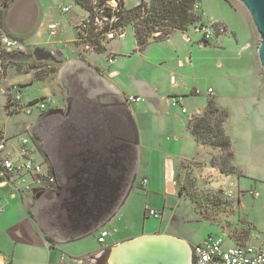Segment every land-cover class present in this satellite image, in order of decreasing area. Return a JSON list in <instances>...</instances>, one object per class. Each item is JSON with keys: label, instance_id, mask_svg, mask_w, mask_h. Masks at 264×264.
<instances>
[{"label": "crops", "instance_id": "crops-1", "mask_svg": "<svg viewBox=\"0 0 264 264\" xmlns=\"http://www.w3.org/2000/svg\"><path fill=\"white\" fill-rule=\"evenodd\" d=\"M10 2L2 11V27L25 44L24 39L34 38L41 26L39 5L34 0ZM78 7L85 15L67 20L70 36L67 28L61 29L51 18L45 26L47 39L33 46L25 44L33 59L56 64V81H68L61 87L67 93L66 115H62L65 107H55L39 119L54 120L48 139L51 154L42 156L56 177L54 191L39 198L18 196L10 185L0 182L4 205L0 213V264H108L113 246L159 234L145 231L151 225L145 222L150 219L145 209H157L163 215L170 198L181 197L177 175L182 165L186 164L196 181L200 169L195 166H204L198 150L208 148L198 146L188 133L189 119L200 116L209 99L220 108L228 107L226 94L215 95L211 88L203 92L193 71L196 62L187 32H176L165 42L154 39L142 51H137L134 43L128 58H139L140 62L138 70L131 73L125 57L132 50L115 43L122 40L112 42L107 53H81L76 28L87 12ZM200 9L203 11L201 0ZM242 22V27L226 20L217 22L225 32L215 42L224 46L221 50H231L238 61L239 87L245 83L246 88L247 82H252L254 91L240 92L236 100L241 105L245 101L260 104V99H254L264 88V72L256 57L258 37L248 16ZM53 24L58 25L55 35L48 30ZM199 45L209 46L202 43V36ZM109 58L113 64L108 63ZM218 59L213 69L230 58ZM199 92H203L200 98ZM127 96L141 97L143 102L130 107ZM173 99H180L179 104L172 106ZM0 121L7 127V121ZM34 138L39 147L44 146ZM207 154L210 159L212 153ZM136 223H141L142 232L135 228ZM111 228L117 232L99 243L101 231ZM160 234L189 245L172 233Z\"/></svg>", "mask_w": 264, "mask_h": 264}, {"label": "rangeland", "instance_id": "rangeland-1", "mask_svg": "<svg viewBox=\"0 0 264 264\" xmlns=\"http://www.w3.org/2000/svg\"><path fill=\"white\" fill-rule=\"evenodd\" d=\"M34 1L39 5V11L42 15L39 21L41 26L37 27L34 38L24 39L25 44L28 45L33 46L35 42H44L47 39L48 33L45 26L51 18L52 22L59 23L61 29L65 30L67 28L66 32L70 36L71 30L67 26V20L72 16L85 15L75 4V0ZM141 1L123 0V4L125 8L131 9ZM201 5L203 11L201 9L198 12L200 21L187 29V36L192 40L193 62H196L193 71L197 75V80L200 81L203 92H206L207 88H211L215 95L217 93L226 94L229 98L227 100L228 107L226 108L229 118L225 124V130L232 141L233 165L240 175L235 174L227 177L220 174L216 169L209 166L207 157V152H211V155H216L218 152L210 148L198 150V158L204 161V166L199 164L196 167L194 164L195 169H200L197 170L196 174L198 181L194 179L195 176L191 173L192 171L187 172L189 177H186L187 183L184 187L189 188L194 197L184 193L181 197L170 198L168 207L164 209L162 220L147 219L146 224L152 226L150 225V229H145V231L159 234L169 232L186 240L191 246L202 242L209 236H222L227 246L234 245L233 241L246 244L252 242L251 238L254 235L264 237V88L261 89L258 95L254 96L255 100H261L260 104L245 101L241 105L236 100L237 94L240 92L250 94L254 91V88L251 81L247 82L246 88L245 83L244 87H239L241 70L234 54L227 47L225 50H221L224 46L215 41L210 43L209 46L199 45L201 33L197 31V28L200 26H211L214 23L226 20L232 25L242 27L244 25L242 18L247 21L248 16L242 5L237 0H201ZM63 7H69L70 12L62 14L60 10ZM161 42H165V40ZM115 43H121L122 47L132 50L125 57L127 68L131 73L138 70L139 58L133 60L128 58L135 49L131 29L127 27L122 42ZM68 52L66 54H69ZM226 55L230 58L229 61L227 63L223 62L219 69H213L212 66L218 65V57H225ZM86 58H89V56H86ZM95 58L98 59L96 56ZM16 64L15 68L12 64L7 67L6 78L11 83L22 85V92L28 95L29 98L50 99L51 103H48L45 113L55 107L61 109L62 106L65 107L64 102L67 93L65 90L62 91L61 88L67 86L68 81L65 78H62L61 82L56 81V74L54 77L45 78L43 81L38 82L32 77L35 70L30 69L28 64ZM34 64L56 67V64L52 62L39 61ZM18 65L21 67L18 68ZM203 92H199V98L203 96ZM59 104H61L60 107H58ZM0 111L3 112L2 109ZM40 115L34 112L30 116L21 114L5 119L3 113H0V119L8 122L6 132L9 136L14 132H21L20 126L28 124L32 128L30 131L24 132L23 136L36 137L34 128H39L41 131H46L47 139H49L50 130L47 131V129H50V126L44 124V121H41L42 119L39 121ZM193 146L195 149L196 145L193 144ZM193 156L195 157L196 153ZM190 179L194 180V184ZM226 193L230 194V198H226ZM254 194H258V197H255ZM137 222H142V220L138 219ZM135 228L142 232L141 223H136ZM245 233H247V236Z\"/></svg>", "mask_w": 264, "mask_h": 264}, {"label": "built area", "instance_id": "built-area-1", "mask_svg": "<svg viewBox=\"0 0 264 264\" xmlns=\"http://www.w3.org/2000/svg\"><path fill=\"white\" fill-rule=\"evenodd\" d=\"M116 1V0H115ZM8 0H0V53H21L26 55L27 46L19 39L9 35L2 27L1 18L4 5ZM117 2V1H116ZM118 5V4H117ZM117 5H112V0L106 3V6L100 10L94 11L96 14L93 18L92 14L86 13L77 25L76 44L82 53L95 54L96 49L103 48V52L107 53L109 45L114 41L123 40L125 30L115 26L114 16H107L105 7L111 8L112 13ZM199 4L196 2L194 8L198 9ZM70 8L64 7L61 12L66 14ZM94 28V38L98 39L99 44L93 45L87 43V37L90 29ZM51 35H55L58 31V25L48 26ZM197 31L201 33L202 40L205 42L214 41L218 36L225 32L223 26H200ZM156 33L155 36H158ZM80 44V45H79ZM248 47V45H246ZM113 58H109L108 63L113 64ZM10 64L0 61V113L4 118L15 115L30 116L34 112L42 114L46 111L50 99L41 100L37 97L29 98L22 92V85L11 83L6 78V69ZM15 68V65L12 64ZM171 83L173 80L171 79ZM211 92V91H208ZM126 103L132 107L135 103L143 102L141 97L127 96ZM180 99H173L172 106L178 105ZM185 113V110H182ZM29 126V125H27ZM30 131L29 128L14 132L11 136L6 132V127L0 121V182L10 185L13 192L21 196L29 194L35 196L37 193L42 195L52 193L56 185V177L51 172L50 167L42 158L40 147L34 140L33 136L25 137L23 133ZM145 184L146 181H143ZM226 198H230V194H225ZM258 197V194H254ZM4 211V205L0 201V213ZM147 218L158 220L162 217V212L153 208L145 209ZM116 229H104L101 231L97 241L104 243L106 239L113 237ZM251 243L239 244L236 241L234 245L227 246L222 236H209L202 242L190 247V253L193 264H264V237L254 235ZM254 243V244H253ZM63 261V258H61Z\"/></svg>", "mask_w": 264, "mask_h": 264}, {"label": "trees", "instance_id": "trees-1", "mask_svg": "<svg viewBox=\"0 0 264 264\" xmlns=\"http://www.w3.org/2000/svg\"><path fill=\"white\" fill-rule=\"evenodd\" d=\"M108 1L110 0H77L76 4L81 6L85 12L92 14L91 17L93 18L98 14L94 11L106 6ZM116 1L118 5L114 11L111 13V8L107 9L105 7V13L109 17L114 16L116 27L123 30L127 27L131 29L137 51H142L151 37L156 40H165L176 32H187L190 26L200 21L198 14L201 10L200 0H149L146 2L142 0L131 9L124 7L123 0ZM196 2L199 4L198 9L194 8ZM211 26L215 28L219 27L220 24L214 23ZM93 30L94 28L89 31L87 43L96 46L99 42L98 39L94 38V35L97 34ZM156 33H159V35L155 36ZM214 41H211V43ZM202 43L205 45L210 44V42L203 40ZM103 50L98 46L95 54H101ZM20 67L18 65V68ZM28 67L35 70L32 77L38 82L43 81L45 78L54 77L59 70L57 66L53 65L28 64ZM41 100L43 101L45 98ZM228 118V111L225 108L218 107L213 99H209L202 114L190 118L187 125L188 133L198 146L218 152V154L210 156L209 166L225 176L238 174L236 167L233 165L232 141L225 130ZM186 167V164H183L177 175L178 182L182 184L179 188V195L182 196L184 193H188L193 196L189 188H184L186 187L185 183H187L186 177H189L190 173ZM193 181L191 180L192 184H194ZM245 234L247 236V233Z\"/></svg>", "mask_w": 264, "mask_h": 264}, {"label": "water", "instance_id": "water-1", "mask_svg": "<svg viewBox=\"0 0 264 264\" xmlns=\"http://www.w3.org/2000/svg\"><path fill=\"white\" fill-rule=\"evenodd\" d=\"M247 12L251 24L258 37L256 57L261 70L264 72V0H237ZM112 5H117L112 0ZM154 41L151 37L148 42ZM10 63L31 64L33 58L21 53H6L0 55V61ZM56 112H52L55 114ZM51 114V113H50ZM24 124L20 130L32 127ZM35 140V139H34ZM42 193L35 194L36 198ZM108 264H193L190 246L184 241L162 234H154L135 239L120 246L111 248Z\"/></svg>", "mask_w": 264, "mask_h": 264}, {"label": "flooded vegetation", "instance_id": "flooded-vegetation-1", "mask_svg": "<svg viewBox=\"0 0 264 264\" xmlns=\"http://www.w3.org/2000/svg\"><path fill=\"white\" fill-rule=\"evenodd\" d=\"M15 4H17V0H11V2H10V5H15ZM20 4V3H19ZM4 30L8 33L9 31H8V29H5L4 28ZM9 34V33H8ZM10 35V34H9ZM12 36V35H11ZM0 55H3V53H0ZM26 55H28V56H31L32 55V50H28L27 51V53H26ZM33 58V57H32ZM34 60V62H33V64L34 63H38L39 62V60H37V59H33ZM2 62H7L6 60H2ZM7 63H9V64H14V63H10V62H7ZM56 109H61V108H56ZM64 110V114H62V115H66V106H65V109H63ZM68 113H69V110H68ZM42 121H44V124H47V126L49 127L50 126V129H47V131H51V130H53V128H54V120L53 119H51V118H46V119H42ZM49 131V132H50ZM34 133H35V136L40 140V141H42L43 143H44V146H41L40 145V148H41V150H40V152H41V155L42 156H50V154H51V147H50V145H49V143H48V139H47V133H46V131H44V130H40L39 128H37V129H35L34 128Z\"/></svg>", "mask_w": 264, "mask_h": 264}]
</instances>
